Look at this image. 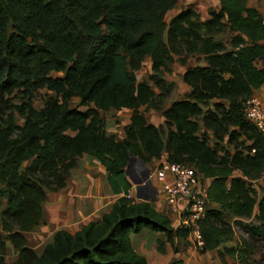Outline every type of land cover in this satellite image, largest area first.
<instances>
[{"label":"trees","instance_id":"obj_1","mask_svg":"<svg viewBox=\"0 0 264 264\" xmlns=\"http://www.w3.org/2000/svg\"><path fill=\"white\" fill-rule=\"evenodd\" d=\"M218 1L204 21L187 8L166 23L178 0H0V100L20 89L27 100L15 108L21 125L12 115L0 123V196L8 200L0 264L6 242L17 253L14 264H147L131 234L162 233L171 246L173 238H188V227L173 228L149 202L125 197L129 155L145 165L165 156L208 180L200 253L238 255L225 246L234 236L228 219H254L264 228V192L259 197L252 185L264 174V138L245 117L246 100L264 85V16L248 0ZM226 33L227 43L219 38ZM191 55L203 65L183 73L189 93L160 110L173 87L163 79L168 61L176 57L184 65ZM148 57L152 84L131 72ZM39 89L52 96L36 110L30 101ZM74 99L84 111L70 107ZM141 108L160 111L163 124L149 123ZM122 110L131 116L116 141L106 135L101 114ZM84 155L98 160L120 196L99 221L73 234L56 231L38 255L25 234L40 224L46 190L63 189ZM157 250L163 253L164 243Z\"/></svg>","mask_w":264,"mask_h":264},{"label":"rangeland","instance_id":"obj_2","mask_svg":"<svg viewBox=\"0 0 264 264\" xmlns=\"http://www.w3.org/2000/svg\"><path fill=\"white\" fill-rule=\"evenodd\" d=\"M248 4L250 6H255L259 10V12L264 16V1L259 0H249ZM191 8L195 10L201 21H204L208 18L207 12L208 10L219 9V1L218 0H178L176 7L169 11L166 14L165 22L168 23L169 20L176 15L181 10ZM165 29L162 30V35L164 36ZM230 34L226 33L219 37L225 43L228 42ZM228 47V46H227ZM229 48V47H228ZM161 56L164 58L165 52L163 49L161 50ZM202 66L203 59L198 55H191L188 57L186 63L181 64L176 57L173 61H168V71L164 73L163 79L167 84H173V87L170 89L168 94L165 95L163 100L161 101L159 108L160 110H165L171 106L173 102L180 101L186 98V95L189 93V88L184 84L182 80L183 73L188 67L194 66ZM152 66V58L148 57L140 62L139 66L132 70V74L136 78L138 82H150V76L154 75L151 69ZM52 77L60 76V74L51 73ZM23 89L19 91L15 90L12 94H5L0 100V123L3 120H8V116L12 115V120L16 125L22 124V119L18 115L17 110L15 109L17 106H21L26 103L27 100L23 98ZM157 93L158 91L155 90ZM48 96H52L51 93L47 92L45 89H39L33 92V97L31 98L30 104L31 106L39 110L43 107L44 102ZM79 100L74 99L70 103L71 108H78L81 111H84L85 108L79 107ZM208 108L211 109V105H208ZM205 109V108H204ZM140 111L146 117V120L155 125L159 126L163 124V118L161 116L160 111H156L153 109L147 110L146 108H141ZM129 113L117 112V111H109L107 113H102V118L104 120L107 133L112 132L118 138L123 136V128L128 123ZM205 131L202 123H200V132L199 135L203 134ZM209 136L210 133L208 132ZM213 139H210V145L213 144ZM225 146V144H222ZM28 162L23 163L20 169L28 166ZM147 167V166H146ZM153 171L152 168H148ZM134 179L143 181L142 176H137ZM255 186V190L257 191L258 196L260 197L262 192H264V178H260L257 182L252 184ZM0 189L2 187L0 186ZM58 192H51L46 190L47 199L43 204V212L44 219L41 224L32 230L31 232L25 234L27 239L28 246L32 248L36 253H40L45 245H47L51 240L50 232L53 230L49 225L52 223L53 212H57L54 207V196ZM8 206V200L0 196V230H1V211ZM228 222L232 225L234 236L230 243L226 244L228 248H235L237 250L236 256L232 257L227 254H218L219 260L221 264H264V228L259 225L254 219L242 220L238 222H234L232 219H228ZM148 231L147 229H144ZM134 236V234H131ZM220 252H224L223 249ZM17 259L16 251L6 242V253L4 264H14Z\"/></svg>","mask_w":264,"mask_h":264},{"label":"crops","instance_id":"obj_3","mask_svg":"<svg viewBox=\"0 0 264 264\" xmlns=\"http://www.w3.org/2000/svg\"><path fill=\"white\" fill-rule=\"evenodd\" d=\"M248 6L257 9L255 6H250L249 4ZM260 62L259 66H263V61L261 60ZM257 94L264 98V85ZM118 112L129 113L128 118L130 120V110ZM105 132L107 136H114L116 141L123 139V136L118 138L112 132L107 133L106 126ZM164 158L165 156L161 157V159ZM158 162L159 160L153 159L146 166L147 168L154 169ZM260 178L263 179L264 174ZM127 179L131 184L129 191L135 197L136 186L129 178ZM141 185L142 193L147 194V189L144 187L145 181ZM152 187L156 190L154 183H152ZM119 196L113 193L108 183L106 170L100 165L98 160L87 155L82 156L77 160L76 166L70 170L65 187L54 196V207L57 212H53V215L56 216L53 218L52 223H50L51 226L49 225L53 229L50 232V242L54 233L58 230H65L73 234L87 223L99 221L104 214L110 211L113 203ZM148 202L159 214L169 218L173 228L180 226V217L159 199L157 192L155 200H149ZM211 206L212 208L217 207L216 205ZM44 216L42 206L40 224L45 218ZM165 239L166 237L162 233L145 231L144 229L140 233L134 234V236L130 235L132 248L137 254L146 259L147 264H174L176 262H180V264H221L217 254L218 251L200 253L199 249L195 247L191 236H188L184 240L173 238V246L166 243ZM158 242L164 243L163 253L157 250Z\"/></svg>","mask_w":264,"mask_h":264},{"label":"built area","instance_id":"obj_4","mask_svg":"<svg viewBox=\"0 0 264 264\" xmlns=\"http://www.w3.org/2000/svg\"><path fill=\"white\" fill-rule=\"evenodd\" d=\"M257 92L245 102V117L264 138V98ZM136 174L142 176L140 172ZM149 180L156 185L159 199L180 217L179 227L190 229L189 236L195 247L200 249L203 242L199 222L208 207V180L199 175L194 168L169 162L166 158L159 160L153 171L150 170ZM125 197L138 201L130 191Z\"/></svg>","mask_w":264,"mask_h":264},{"label":"water","instance_id":"obj_5","mask_svg":"<svg viewBox=\"0 0 264 264\" xmlns=\"http://www.w3.org/2000/svg\"><path fill=\"white\" fill-rule=\"evenodd\" d=\"M263 61L264 68V57L261 58ZM136 172H140L143 177V181H145V188L147 189V194H143L141 191L142 182L140 180L134 179L137 178ZM150 170L146 167V165L136 158L129 155L125 176L131 180V182L136 186L135 198L139 201L148 202L149 200L154 201L156 198V190L152 187V183L149 180Z\"/></svg>","mask_w":264,"mask_h":264}]
</instances>
